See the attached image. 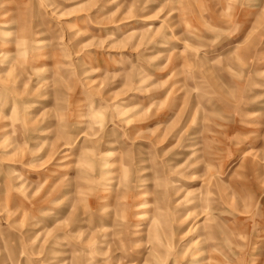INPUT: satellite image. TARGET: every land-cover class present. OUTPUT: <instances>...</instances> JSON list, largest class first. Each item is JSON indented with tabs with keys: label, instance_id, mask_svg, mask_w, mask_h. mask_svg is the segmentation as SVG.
<instances>
[{
	"label": "rangeland",
	"instance_id": "obj_1",
	"mask_svg": "<svg viewBox=\"0 0 264 264\" xmlns=\"http://www.w3.org/2000/svg\"><path fill=\"white\" fill-rule=\"evenodd\" d=\"M0 264H264V0H0Z\"/></svg>",
	"mask_w": 264,
	"mask_h": 264
}]
</instances>
